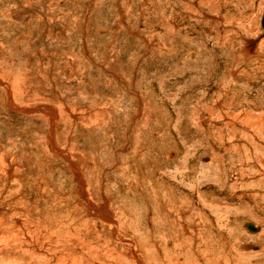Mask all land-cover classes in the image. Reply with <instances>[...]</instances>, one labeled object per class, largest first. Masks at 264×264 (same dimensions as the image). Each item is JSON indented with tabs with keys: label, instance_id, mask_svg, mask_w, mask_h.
Listing matches in <instances>:
<instances>
[{
	"label": "rangeland",
	"instance_id": "obj_1",
	"mask_svg": "<svg viewBox=\"0 0 264 264\" xmlns=\"http://www.w3.org/2000/svg\"><path fill=\"white\" fill-rule=\"evenodd\" d=\"M263 17L0 0L2 264H264Z\"/></svg>",
	"mask_w": 264,
	"mask_h": 264
},
{
	"label": "bare ground",
	"instance_id": "obj_2",
	"mask_svg": "<svg viewBox=\"0 0 264 264\" xmlns=\"http://www.w3.org/2000/svg\"><path fill=\"white\" fill-rule=\"evenodd\" d=\"M251 45V44H250ZM253 53V52H252ZM252 111H255L254 109H251ZM80 171V170H79ZM77 172V171H76ZM76 174H78V173H76ZM78 181L79 182H81V178H80V174H79V177H78ZM81 186V185H80ZM79 187V186H78ZM80 190H82V192H83V190L84 189H82V188H80ZM80 194V193H79ZM78 195V194H77ZM88 201V200H87ZM88 207H90L89 206V204L87 205ZM93 207V206H92ZM91 207V208H92ZM95 208V207H94ZM97 212V211H96ZM99 213H100V211H99ZM110 213V212H109ZM110 226H112V225H110L109 223H107L106 224V228H107V230H109V232L111 233V234H113V235H117L118 234V232H117V229L116 228H112V227H110ZM249 229V228H248ZM39 231V230H38ZM47 233V232H46ZM25 234V233H24ZM38 234V233H37ZM41 233L39 232V235H40ZM175 234V233H174ZM27 235V234H26ZM177 235V234H176ZM23 238H24V236H23ZM27 238H32V236H30V235H27ZM123 238V237H122ZM170 239V238H169ZM28 241V240H27ZM39 241V240H38ZM180 242V241H179ZM132 243V242H131ZM9 244V243H8ZM24 244V243H23ZM125 244H127V243H125ZM176 244V243H175ZM28 245H30V244H28ZM28 245L26 246V247H28ZM35 245V244H34ZM134 245V244H133ZM181 245V244H180ZM23 246V245H22ZM35 246H37L38 247V244H36ZM5 247H7V246H5ZM30 247H31V245H30ZM186 247V246H185ZM21 248V247H20ZM24 248V247H23ZM129 249L130 250H128L130 253H128L127 251V253L128 254H131L130 256L131 257H133V258H131V259H134L133 261H135V264H142V261L138 258V256H137V254H135L134 253V250H135V248H134V246H132V245H130L129 246ZM251 249H255L253 246L251 247ZM11 249H7V248H4V249H1L0 250V264H2L3 262H4V259L6 258H4L3 257V259L1 260V253L2 252H4V253H6V254H8V253H10L11 251H10ZM26 250V252H27V254L32 258V260L33 261H42L43 260V257H39V256H37V255H39V254H34V253H31V251L28 249V248H26L25 249ZM38 250V249H37ZM258 250V249H257ZM179 251V250H178ZM13 252H15V251H13ZM174 253V252H173ZM24 255H26V254H24ZM55 256V255H54ZM9 258V257H8ZM61 258V257H60ZM59 258V259H60ZM7 259V258H6ZM72 259V255H68V253L66 254V252H64V254H63V257L58 261L57 260V262L56 263H54V264H78L77 263V260H71ZM188 259L189 258H187L186 260L188 261ZM46 260V263L47 264H51L52 262H50L49 260H50V258L48 257V259L46 258L45 259ZM184 261V260H183ZM6 262V261H5ZM81 262V261H80ZM192 263V262H191ZM9 264V263H8ZM82 264V263H81Z\"/></svg>",
	"mask_w": 264,
	"mask_h": 264
},
{
	"label": "water",
	"instance_id": "obj_3",
	"mask_svg": "<svg viewBox=\"0 0 264 264\" xmlns=\"http://www.w3.org/2000/svg\"><path fill=\"white\" fill-rule=\"evenodd\" d=\"M262 26H263V28H264V17H263ZM247 227H248L249 230L252 231V232H256V231H257V228H255L252 224H248Z\"/></svg>",
	"mask_w": 264,
	"mask_h": 264
}]
</instances>
